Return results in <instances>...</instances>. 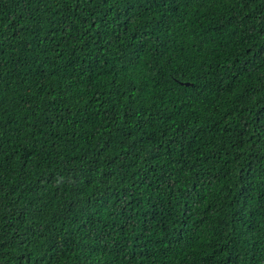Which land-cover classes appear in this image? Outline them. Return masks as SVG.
Returning a JSON list of instances; mask_svg holds the SVG:
<instances>
[{
  "label": "trees",
  "instance_id": "trees-1",
  "mask_svg": "<svg viewBox=\"0 0 264 264\" xmlns=\"http://www.w3.org/2000/svg\"><path fill=\"white\" fill-rule=\"evenodd\" d=\"M0 264H264V0H0Z\"/></svg>",
  "mask_w": 264,
  "mask_h": 264
}]
</instances>
